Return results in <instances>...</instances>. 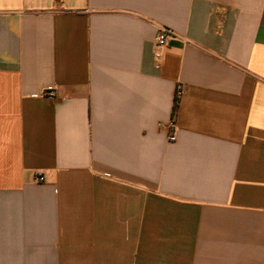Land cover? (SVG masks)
Here are the masks:
<instances>
[{
    "label": "crops",
    "instance_id": "obj_1",
    "mask_svg": "<svg viewBox=\"0 0 264 264\" xmlns=\"http://www.w3.org/2000/svg\"><path fill=\"white\" fill-rule=\"evenodd\" d=\"M0 264H264V0H0Z\"/></svg>",
    "mask_w": 264,
    "mask_h": 264
},
{
    "label": "built area",
    "instance_id": "obj_2",
    "mask_svg": "<svg viewBox=\"0 0 264 264\" xmlns=\"http://www.w3.org/2000/svg\"><path fill=\"white\" fill-rule=\"evenodd\" d=\"M169 36H174V32L168 28H162L159 33L156 35L154 39V47H155V52H154V66L156 69H159L162 64V49L167 46V39ZM54 90L49 89L46 93V96L52 97L54 95ZM168 139L170 141L175 139V134H174V122H170L169 125V130H168ZM36 180L38 182H41L44 180V177L42 174H37L36 175Z\"/></svg>",
    "mask_w": 264,
    "mask_h": 264
},
{
    "label": "trees",
    "instance_id": "obj_3",
    "mask_svg": "<svg viewBox=\"0 0 264 264\" xmlns=\"http://www.w3.org/2000/svg\"><path fill=\"white\" fill-rule=\"evenodd\" d=\"M179 103H180V91H179V89H177L176 92H175V95H174L172 114H171L173 122H174V120L176 118V114H177V111H178Z\"/></svg>",
    "mask_w": 264,
    "mask_h": 264
}]
</instances>
